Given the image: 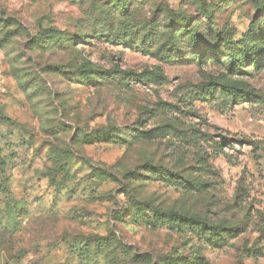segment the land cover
<instances>
[{
    "label": "rangeland",
    "instance_id": "obj_1",
    "mask_svg": "<svg viewBox=\"0 0 264 264\" xmlns=\"http://www.w3.org/2000/svg\"><path fill=\"white\" fill-rule=\"evenodd\" d=\"M0 264H264V0H0Z\"/></svg>",
    "mask_w": 264,
    "mask_h": 264
},
{
    "label": "trees",
    "instance_id": "obj_2",
    "mask_svg": "<svg viewBox=\"0 0 264 264\" xmlns=\"http://www.w3.org/2000/svg\"><path fill=\"white\" fill-rule=\"evenodd\" d=\"M196 185V184H195Z\"/></svg>",
    "mask_w": 264,
    "mask_h": 264
}]
</instances>
